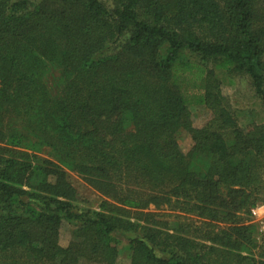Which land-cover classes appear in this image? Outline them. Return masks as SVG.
I'll return each instance as SVG.
<instances>
[{"label": "trees", "instance_id": "trees-1", "mask_svg": "<svg viewBox=\"0 0 264 264\" xmlns=\"http://www.w3.org/2000/svg\"><path fill=\"white\" fill-rule=\"evenodd\" d=\"M128 28L116 53L98 56ZM192 56L203 81L196 102L211 111L200 127L187 104L196 85L183 76ZM209 62L246 73L264 102V0H0V252L21 248L52 264H76L87 250L113 264L117 234L136 224L106 212L116 209L108 200L99 211L78 206L62 163L123 206L153 204L141 213L143 232L129 239L131 264H264V240L250 217L264 202L263 140L238 125L215 70L204 68ZM53 70L63 83L54 93L46 83ZM181 128L193 141L187 154L175 137ZM43 145L60 154L59 163L18 150ZM86 150L102 154L83 163ZM119 150L127 164H118ZM187 159L203 161L204 172ZM120 166L134 188L115 178ZM143 181L158 192L142 197ZM165 205L195 212L200 240L184 235L196 231L191 224L169 232L160 217ZM62 220L80 224L84 243L59 247Z\"/></svg>", "mask_w": 264, "mask_h": 264}, {"label": "rangeland", "instance_id": "rangeland-1", "mask_svg": "<svg viewBox=\"0 0 264 264\" xmlns=\"http://www.w3.org/2000/svg\"><path fill=\"white\" fill-rule=\"evenodd\" d=\"M31 2H38L39 0H30ZM108 6L110 8H114L112 3L108 2ZM129 28L123 32L122 35H116L111 37L106 43L105 49L98 56L106 57L113 55L116 53L121 46L127 41L129 38ZM189 63L194 67L189 68L183 72V76L190 79V82L194 83L196 86L190 91L188 95V109L191 113L192 123L195 127L202 126L211 116V111L204 106L203 104L196 102V97L200 95L203 89V81L198 77V69L194 64L197 62V66H200L201 63L195 57L189 58ZM199 64V65H198ZM214 62H209L205 65V70H209L212 68L215 70L217 77L220 79V87L223 94L227 98V102L230 105L231 113L234 115L237 120L238 125L243 129H252L253 131H258L259 138H262V143L264 144V102L256 95L254 87L251 83V79L244 72H239L237 70H223L222 68H214ZM46 83L49 89L54 93L58 87L62 88L61 83V73L57 70H53L47 73ZM191 84V83H190ZM15 124H20L21 121L16 117L12 118ZM261 126V130L256 129V127ZM20 127V126H19ZM35 128L27 127L26 130H32ZM30 134V132H28ZM30 136H32L30 134ZM176 141L179 146V149L187 154L191 149L193 141L190 137V134L185 129L177 130ZM18 150H27L28 152L34 153L37 156L45 157L54 162L59 163V153L55 152L54 148H50L49 145H43L39 150H31L25 148H19ZM102 152L99 150H86L80 157V161H84L83 163L93 162L97 160ZM114 156L118 158H123L124 162H120L118 164L128 163L129 155L122 151H117L114 153ZM188 159L186 160V162ZM61 167L66 172V178L68 182L74 187L76 191L75 195V203L80 207H85L93 210H101L100 204L103 200H108L112 202V206L115 207V211L105 210L106 212H111L115 215L121 214L122 216L128 218L130 221L136 224L135 231H131L126 234H117V255L115 256V260L113 264H131L133 259V251L131 246L129 245V239L139 236L141 232L140 226L145 225L142 219V214L148 212L150 210H154V206L152 203L146 205L144 208H129L121 205L111 199H108L106 196L102 194L100 190L88 184L84 179L82 173L69 168L65 164L59 163ZM189 168L195 172H204L205 163L203 161L196 162L191 161L187 162ZM119 169H122V172L115 173V178L121 182L122 186L127 183V177L129 176L124 171V166H120ZM116 172V171H114ZM122 174L124 176H122ZM50 181H53L54 178L49 177ZM135 181H137L135 179ZM130 188H134L135 183L128 182L127 183ZM140 194L144 198H149V196L153 192H158L157 187L149 181H143L138 183ZM169 185H160L159 190L166 188ZM264 194V193H263ZM122 207V208H121ZM163 212L161 213L163 219L167 220L168 223V231L172 232V227L183 224H191L192 228L196 227L195 232H191V235L188 233H184V235L190 237L191 239L200 240V237L204 233V226L201 223V220L198 218L197 214L193 211L190 212H182L179 209H173L167 205L163 208ZM166 215V216H164ZM141 218V219H139ZM252 222V221H251ZM80 224L78 222H69L66 220H62L59 226L58 233V245L61 248H66L70 242H81L84 243L85 236L79 230ZM222 227V224H216V227ZM166 229V230H167ZM258 239L262 241V239L258 236ZM260 243V242H259ZM252 256L256 259L261 258L260 252L262 251L259 246L252 248ZM245 253V252H243ZM264 257V255H262ZM37 259V260H35ZM12 260H18L15 264H52V261L43 257L35 258L29 252H23L21 248H17L14 250L2 251L0 252V264H13ZM76 264H105V261L102 263L95 260L92 254L87 252V250H83V254L79 256V259Z\"/></svg>", "mask_w": 264, "mask_h": 264}, {"label": "built area", "instance_id": "built-area-1", "mask_svg": "<svg viewBox=\"0 0 264 264\" xmlns=\"http://www.w3.org/2000/svg\"><path fill=\"white\" fill-rule=\"evenodd\" d=\"M250 217L257 225L258 236L264 240V202L257 203L250 209Z\"/></svg>", "mask_w": 264, "mask_h": 264}]
</instances>
